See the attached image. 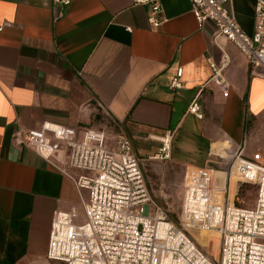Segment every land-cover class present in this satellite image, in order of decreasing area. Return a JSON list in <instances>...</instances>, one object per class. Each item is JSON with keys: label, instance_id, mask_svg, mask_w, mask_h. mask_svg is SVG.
<instances>
[{"label": "crops", "instance_id": "1", "mask_svg": "<svg viewBox=\"0 0 264 264\" xmlns=\"http://www.w3.org/2000/svg\"><path fill=\"white\" fill-rule=\"evenodd\" d=\"M159 1L164 23L153 29L150 2L0 0V264H65L47 258L52 220L57 211L80 209L85 197L68 174L15 146L18 130L51 122L102 130L110 142L124 132L135 149L156 143L146 146L150 158L163 146L152 136L167 131L180 159L215 143L231 152L264 147V75L233 43H215L214 23L200 26L189 0ZM254 3H230L248 34ZM220 47L230 56L227 97L204 85L213 74L208 58L218 61ZM180 67L183 87L174 89ZM195 99L202 119L189 112Z\"/></svg>", "mask_w": 264, "mask_h": 264}, {"label": "built area", "instance_id": "2", "mask_svg": "<svg viewBox=\"0 0 264 264\" xmlns=\"http://www.w3.org/2000/svg\"><path fill=\"white\" fill-rule=\"evenodd\" d=\"M189 1L200 26L207 21L214 23L216 44L219 38L233 43L248 63L264 75V0H255L252 34L239 24L231 0ZM54 2L68 5L70 0ZM137 2L152 3L149 23L153 29H159L164 23L158 16L162 10L160 1ZM126 30L131 32L132 28ZM220 51L218 61L208 58L213 74L204 85L215 86L227 97L230 84L225 70L230 56L221 47ZM182 76L180 67L170 86L182 88ZM189 112L203 118L197 99L191 103ZM172 136L171 131L160 137L152 136L163 145L156 157H170ZM166 138L169 145L164 141ZM13 144L33 150L68 174L79 191L88 192L80 209L72 207L55 213L48 259L65 264H264V162L258 153L245 155L244 146L233 151L232 173L237 178V193L242 185L255 186L254 205L236 206L230 201L232 181L228 186L226 176L225 185L220 186L214 177L216 170L205 167L198 170L193 182L185 185L181 215L176 222L152 204L142 160L124 132L110 142L102 130L44 122L38 131H16ZM190 231L218 233L217 257L208 254Z\"/></svg>", "mask_w": 264, "mask_h": 264}, {"label": "rangeland", "instance_id": "3", "mask_svg": "<svg viewBox=\"0 0 264 264\" xmlns=\"http://www.w3.org/2000/svg\"><path fill=\"white\" fill-rule=\"evenodd\" d=\"M109 138L111 135L109 134ZM139 142V141H138ZM156 143L151 141H143L137 144L136 154L142 160V168L144 177L147 182L149 194L152 198V204H156L157 207L161 208L172 221L178 222L181 215L182 209V194L186 184L193 182L196 175H198L200 169L205 167H211L217 172L214 177H218L221 181L222 186L225 184V178H228L230 188V201L234 202L236 206L240 207H252L255 203L256 198V188L253 185L240 184L241 188H238L237 196L236 194V176L232 173V167L234 159L232 158L233 152L226 150L225 155L218 154L216 155L215 150L211 151L210 147H205L206 153L199 156L193 155H183V158L174 155V145L175 139L171 140V155L169 158L158 157H145L150 151L147 149L150 146H153ZM147 146V147H146ZM251 150V151H250ZM253 149H248L245 152H252ZM212 152V155L209 153ZM259 154V159L264 162V147H258L252 154ZM251 154V155H252ZM250 155V156H251ZM155 156V155H154ZM249 156V157H250ZM207 160H215L216 163L207 162ZM232 173V177H231ZM88 198V192H85V200ZM200 244V246L210 255L217 257L211 253L210 245L216 244L217 254L219 249V238L215 232H196L190 231ZM214 235L217 237L215 241L211 236Z\"/></svg>", "mask_w": 264, "mask_h": 264}, {"label": "trees", "instance_id": "4", "mask_svg": "<svg viewBox=\"0 0 264 264\" xmlns=\"http://www.w3.org/2000/svg\"><path fill=\"white\" fill-rule=\"evenodd\" d=\"M227 146H228V144L226 142L215 143L213 145L212 150H215L218 154L225 155L226 154V148H227ZM211 238H214L215 241L217 240V237L214 236V235H212ZM218 238H219V236H218ZM210 248H211L210 249L211 250V253L214 254V255H217V246H216V244L210 245Z\"/></svg>", "mask_w": 264, "mask_h": 264}, {"label": "bare ground", "instance_id": "5", "mask_svg": "<svg viewBox=\"0 0 264 264\" xmlns=\"http://www.w3.org/2000/svg\"><path fill=\"white\" fill-rule=\"evenodd\" d=\"M164 141H167V145L170 144V140L168 138H166ZM216 233V232H215ZM217 235L219 236V234L217 233Z\"/></svg>", "mask_w": 264, "mask_h": 264}]
</instances>
